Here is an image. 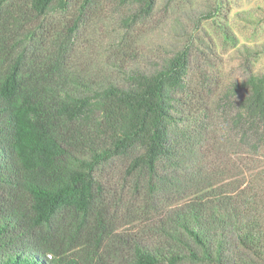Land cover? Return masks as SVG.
I'll list each match as a JSON object with an SVG mask.
<instances>
[{
  "label": "trees",
  "instance_id": "obj_1",
  "mask_svg": "<svg viewBox=\"0 0 264 264\" xmlns=\"http://www.w3.org/2000/svg\"><path fill=\"white\" fill-rule=\"evenodd\" d=\"M73 1L80 17L99 4L0 0V264H264L256 188L234 191L203 162L205 120L188 109V50L150 65L83 63L77 24L53 17ZM128 1L140 13L157 3ZM218 95L226 129L240 147L252 135L257 150L264 70ZM123 171L133 186L171 199L141 215L134 232L120 230L111 211L122 202L111 195Z\"/></svg>",
  "mask_w": 264,
  "mask_h": 264
},
{
  "label": "rangeland",
  "instance_id": "obj_2",
  "mask_svg": "<svg viewBox=\"0 0 264 264\" xmlns=\"http://www.w3.org/2000/svg\"><path fill=\"white\" fill-rule=\"evenodd\" d=\"M74 3L71 10L53 17L63 26L77 24L74 46L86 52L81 56L83 63L114 69L119 60L127 65H150L178 50H188V109L205 120L199 127L206 132L199 145L203 162L214 165L234 191L255 187V197L264 203V137L257 150L252 135L240 147V135L226 129L222 118L226 104L215 102L231 82L264 70V51L250 55L245 48L264 47V0H157L149 13H140V6L128 0H99L92 13L81 17ZM226 25L234 38L224 34L222 26ZM260 133L264 136V130ZM123 172L116 178L128 186L124 192L121 185L116 187L120 188L116 194L112 187V198L120 197L122 202L111 211L125 223L120 230L134 232L141 215L152 213L159 199L166 204L171 199L133 186Z\"/></svg>",
  "mask_w": 264,
  "mask_h": 264
}]
</instances>
